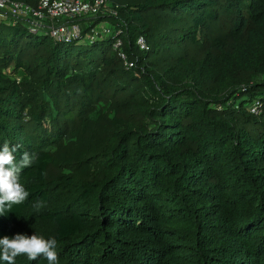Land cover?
Returning a JSON list of instances; mask_svg holds the SVG:
<instances>
[{
    "label": "trees",
    "instance_id": "obj_1",
    "mask_svg": "<svg viewBox=\"0 0 264 264\" xmlns=\"http://www.w3.org/2000/svg\"><path fill=\"white\" fill-rule=\"evenodd\" d=\"M111 4L94 21L131 68L114 35L0 21V148L34 158L0 239L55 238L56 264H264V0Z\"/></svg>",
    "mask_w": 264,
    "mask_h": 264
},
{
    "label": "built area",
    "instance_id": "obj_2",
    "mask_svg": "<svg viewBox=\"0 0 264 264\" xmlns=\"http://www.w3.org/2000/svg\"><path fill=\"white\" fill-rule=\"evenodd\" d=\"M117 5L111 0H39L36 5H30L21 0H0V21L6 24L21 22L26 25L28 33L48 35L55 41L70 42L84 40L87 32L88 43L97 39L114 35L112 48L116 51L126 68L134 66L135 62L127 57L119 34L122 29L108 24L97 28L95 18L99 16H115ZM82 23L87 30L83 33ZM135 44L141 50H148L145 37L137 36ZM250 113H261V103L253 100L249 106Z\"/></svg>",
    "mask_w": 264,
    "mask_h": 264
},
{
    "label": "clouds",
    "instance_id": "obj_3",
    "mask_svg": "<svg viewBox=\"0 0 264 264\" xmlns=\"http://www.w3.org/2000/svg\"><path fill=\"white\" fill-rule=\"evenodd\" d=\"M19 148V145L10 146L7 142L0 148V214L11 210L14 205L23 204L30 195L19 182V174L22 169L30 168L34 164V158L24 151L17 162L14 153ZM56 244L55 238L45 239L38 234L4 237L0 239V260L15 264L17 256L25 255L29 260L44 257L48 264H56Z\"/></svg>",
    "mask_w": 264,
    "mask_h": 264
},
{
    "label": "rangeland",
    "instance_id": "obj_4",
    "mask_svg": "<svg viewBox=\"0 0 264 264\" xmlns=\"http://www.w3.org/2000/svg\"><path fill=\"white\" fill-rule=\"evenodd\" d=\"M105 25H108V22L106 20H102V21H100L97 24V28L102 27V26H105ZM84 38H85L84 40L79 41V42L88 43V40H86L87 39V32H85Z\"/></svg>",
    "mask_w": 264,
    "mask_h": 264
}]
</instances>
